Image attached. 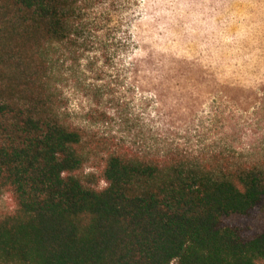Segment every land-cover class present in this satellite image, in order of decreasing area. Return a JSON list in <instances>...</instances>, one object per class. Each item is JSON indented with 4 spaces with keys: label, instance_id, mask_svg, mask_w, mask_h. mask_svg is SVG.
<instances>
[{
    "label": "trees",
    "instance_id": "16d2710c",
    "mask_svg": "<svg viewBox=\"0 0 264 264\" xmlns=\"http://www.w3.org/2000/svg\"><path fill=\"white\" fill-rule=\"evenodd\" d=\"M132 1L0 0V264H264L263 140L148 155L69 119L61 64Z\"/></svg>",
    "mask_w": 264,
    "mask_h": 264
},
{
    "label": "rangeland",
    "instance_id": "374dc122",
    "mask_svg": "<svg viewBox=\"0 0 264 264\" xmlns=\"http://www.w3.org/2000/svg\"><path fill=\"white\" fill-rule=\"evenodd\" d=\"M127 18L61 64L72 122L148 155L264 141V0H133Z\"/></svg>",
    "mask_w": 264,
    "mask_h": 264
}]
</instances>
